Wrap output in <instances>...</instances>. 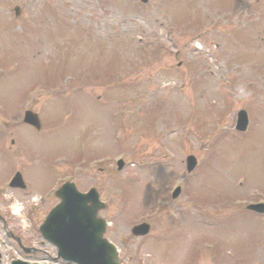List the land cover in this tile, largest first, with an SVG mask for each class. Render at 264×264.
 <instances>
[{
	"label": "rangeland",
	"instance_id": "rangeland-1",
	"mask_svg": "<svg viewBox=\"0 0 264 264\" xmlns=\"http://www.w3.org/2000/svg\"><path fill=\"white\" fill-rule=\"evenodd\" d=\"M240 110L244 137L226 128ZM16 169L35 191L96 189L123 264H264V220L243 211L264 200V0H0V179ZM43 197L22 235L50 261Z\"/></svg>",
	"mask_w": 264,
	"mask_h": 264
},
{
	"label": "water",
	"instance_id": "water-1",
	"mask_svg": "<svg viewBox=\"0 0 264 264\" xmlns=\"http://www.w3.org/2000/svg\"><path fill=\"white\" fill-rule=\"evenodd\" d=\"M25 121L39 128L37 119L30 113ZM189 162L191 169L194 160ZM58 196L62 203L52 211L41 232L59 249V257L76 264H120L114 247L103 238L106 223L97 214L104 205L99 202L98 194L92 191L80 195L73 185H66ZM147 232L146 226L134 230L136 235Z\"/></svg>",
	"mask_w": 264,
	"mask_h": 264
},
{
	"label": "flooded vegetation",
	"instance_id": "flooded-vegetation-1",
	"mask_svg": "<svg viewBox=\"0 0 264 264\" xmlns=\"http://www.w3.org/2000/svg\"><path fill=\"white\" fill-rule=\"evenodd\" d=\"M3 193V190L0 189V195ZM0 209L2 211H0V229H11V232L8 233H4L2 232L0 234V240L2 241L3 245H7L8 247H10L11 245L13 246L14 249V253L15 254H19L20 253V257L19 259L22 260H27L26 258H21V249L22 247H26V244L24 243V238L23 235H21L20 232H18V228H16L14 226L15 223V219L9 215V210H8V206L5 203H2V200L0 199ZM8 252V251H7ZM9 256H13V253H8ZM14 259L13 258H9L6 256V253H3V256H0V264H10L11 262H13ZM32 263L38 262L36 260L31 261Z\"/></svg>",
	"mask_w": 264,
	"mask_h": 264
}]
</instances>
